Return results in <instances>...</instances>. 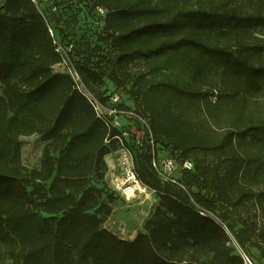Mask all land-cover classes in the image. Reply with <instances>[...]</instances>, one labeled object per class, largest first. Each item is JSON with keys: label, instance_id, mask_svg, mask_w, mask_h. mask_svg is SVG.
I'll return each instance as SVG.
<instances>
[{"label": "trees", "instance_id": "16d2710c", "mask_svg": "<svg viewBox=\"0 0 264 264\" xmlns=\"http://www.w3.org/2000/svg\"><path fill=\"white\" fill-rule=\"evenodd\" d=\"M49 19L86 88L110 82L148 116L156 141L194 164L162 183L144 149L141 183L158 203L133 240L105 227L117 195L105 157L119 130L96 116L30 0L0 7V254L13 264H244L264 258V0H60ZM106 16L96 15V8ZM97 22L96 40L80 15ZM91 30V29H90ZM92 34V33H91ZM77 57V58H76ZM138 65L136 72L131 67ZM45 145L38 168L22 138ZM109 141V143H107Z\"/></svg>", "mask_w": 264, "mask_h": 264}, {"label": "built area", "instance_id": "2783aa9c", "mask_svg": "<svg viewBox=\"0 0 264 264\" xmlns=\"http://www.w3.org/2000/svg\"><path fill=\"white\" fill-rule=\"evenodd\" d=\"M7 0H0V7ZM44 18L50 36L56 47V52L61 56V62L54 67H62L63 71L60 73L66 74L72 78L77 89L84 95L92 104L96 116L103 120L109 128L119 130V135L114 139L118 142L119 149V175L110 180V188L112 191L124 200L126 203L134 202L139 194L146 192L149 188L144 186L139 177V172L135 164V158L127 144L131 137L132 144L141 151L148 150L151 157V167L156 176L162 183L176 185L182 187L181 183L183 171H193L194 164L190 160H183L176 153L172 155H162L160 151V144L156 141L153 131L151 129L148 116H143L137 112L133 100L129 95L124 94L118 89H113L108 93L105 101L96 98L84 85L74 63L75 44L73 42L62 43L56 35V31L49 19L50 15H57L60 10V0H30ZM96 15L100 18L106 16V10L97 7ZM55 72H58L55 70ZM134 106V109L133 107ZM129 116L142 126V131L136 134H131V131L124 128L123 118ZM109 143V141H107ZM154 192V191H153ZM234 246L241 255L244 264H255L251 258L241 249L235 239L231 236Z\"/></svg>", "mask_w": 264, "mask_h": 264}, {"label": "rangeland", "instance_id": "374dc122", "mask_svg": "<svg viewBox=\"0 0 264 264\" xmlns=\"http://www.w3.org/2000/svg\"><path fill=\"white\" fill-rule=\"evenodd\" d=\"M92 18H93L92 15L88 12L82 13L80 15L82 26L80 28L79 34H82V32H84L87 35H90L93 42H95L96 40L95 31L98 30V24L97 22L93 23ZM138 68H139L138 65L131 67V72L133 73L136 72ZM55 70L61 72L63 71V68L58 67ZM105 86L107 87L109 92H111L114 89V86L108 81ZM118 90L128 95V93L125 90L123 89H118ZM132 107L134 109V106ZM123 124L125 129L129 130V132L131 131V134H136L137 132L142 131L141 124L135 122V120L129 116H124ZM131 140H134V138L131 137L127 142V144L135 158L136 155L138 156L140 154L141 150L136 148L135 145L132 144ZM21 142H22V156H23L24 164L30 168H36V166L40 164L41 152L43 146L45 145L44 141H42L39 136H32V137L22 138ZM160 151L162 155H169V154L172 155V151L167 146H164L162 144L160 145ZM119 158H120L119 149H117L116 151L110 153L105 157V160L108 159L110 164V171L108 167L105 175V182L111 192L113 191L109 186L110 180L115 176L119 175V168H118ZM157 203H158L157 195L155 192H153L150 189L146 190V192L139 194L138 198L132 203H126L124 200H122L120 197L117 196V201L113 206L115 207V211L113 212V215L111 217V220L109 221L107 228L115 232L118 236L128 239L134 236L136 233L142 231L143 224L149 218L151 212L154 210ZM251 252H253L251 254V257L253 258L255 264H264V258H262L258 252H256L252 248H251ZM0 264H13V263L12 261L8 260L5 256L0 254Z\"/></svg>", "mask_w": 264, "mask_h": 264}, {"label": "crops", "instance_id": "0c3cea01", "mask_svg": "<svg viewBox=\"0 0 264 264\" xmlns=\"http://www.w3.org/2000/svg\"><path fill=\"white\" fill-rule=\"evenodd\" d=\"M109 158V157H108ZM106 162H107V165H108V167H109V171H110V164H109V161H108V159L106 160ZM40 165V164H39ZM39 165L38 166H36V168H38L39 167ZM115 211V207H113V212ZM113 212H112V215H113ZM112 215L108 218V220H107V222H106V224H105V227L107 228V226H108V224H109V221L111 220V217H112ZM110 230V229H109ZM112 231V230H111ZM115 233V232H114ZM116 234V233H115ZM137 234L138 233H136L134 236H132V237H130V238H128V239H126V238H122V239H125V240H133L136 236H137ZM120 237V236H119Z\"/></svg>", "mask_w": 264, "mask_h": 264}]
</instances>
